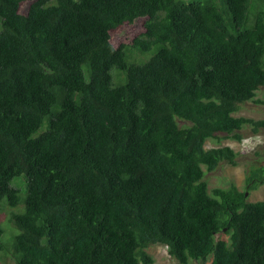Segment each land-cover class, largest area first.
Returning a JSON list of instances; mask_svg holds the SVG:
<instances>
[{
    "label": "trees",
    "instance_id": "16d2710c",
    "mask_svg": "<svg viewBox=\"0 0 264 264\" xmlns=\"http://www.w3.org/2000/svg\"><path fill=\"white\" fill-rule=\"evenodd\" d=\"M261 86L264 0H0V211L26 182L0 264H152L153 244L179 264H264V199L248 200L264 163L242 190L205 180L237 164L208 140L264 129L234 115Z\"/></svg>",
    "mask_w": 264,
    "mask_h": 264
},
{
    "label": "rangeland",
    "instance_id": "374dc122",
    "mask_svg": "<svg viewBox=\"0 0 264 264\" xmlns=\"http://www.w3.org/2000/svg\"><path fill=\"white\" fill-rule=\"evenodd\" d=\"M187 1V0H184ZM28 2H23L20 6V11L25 12L28 7ZM143 31V19H136L134 22H125L110 31V41L113 46L118 47L123 43H127L135 36H138ZM131 60V58H130ZM117 72L112 69L111 75L114 79V74ZM259 100V103L253 101L245 102L239 111L234 113L235 116H245L253 119L264 118V86H261L254 97V100ZM257 100V101H258ZM241 140L233 138L223 139L217 143L214 140L207 141V147L218 146L219 144H228L237 153L236 165H230L226 162H221L219 166L212 172L205 173V180L209 189L220 186L228 187L231 184H235L239 189H244L245 186V174L246 170L252 164L264 163V129L253 132L251 127L246 125L240 131ZM24 176L13 179L12 185L17 186L20 196V203L18 206L11 208L5 203H2V209L0 211V226L4 229L5 234L2 239L5 243L11 242V237L16 232L14 226L8 221L11 212L20 213L23 212V198L25 196L26 182ZM264 199V183L257 189L251 191L248 194V200L256 201ZM147 253L152 257V264H179L173 257L168 254L167 248L163 244H153L145 249ZM208 258L205 262L190 260L187 264H209ZM6 263H12L10 257L5 258Z\"/></svg>",
    "mask_w": 264,
    "mask_h": 264
},
{
    "label": "water",
    "instance_id": "95a60500",
    "mask_svg": "<svg viewBox=\"0 0 264 264\" xmlns=\"http://www.w3.org/2000/svg\"><path fill=\"white\" fill-rule=\"evenodd\" d=\"M247 194V193H246Z\"/></svg>",
    "mask_w": 264,
    "mask_h": 264
}]
</instances>
